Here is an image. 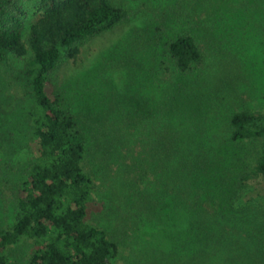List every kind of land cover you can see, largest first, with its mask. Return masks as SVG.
<instances>
[{
  "label": "rangeland",
  "instance_id": "374dc122",
  "mask_svg": "<svg viewBox=\"0 0 264 264\" xmlns=\"http://www.w3.org/2000/svg\"><path fill=\"white\" fill-rule=\"evenodd\" d=\"M37 1L22 2L24 34ZM110 1L127 10L126 19L78 42L77 54L63 57L50 75L84 120L95 182L86 220L117 244L112 264H264L258 141H231L228 123L234 110L264 112V0ZM184 30L202 52L186 74L173 71L165 52ZM23 65L12 55L0 61V229L12 220L13 192L37 154ZM174 134L221 157L227 172L226 218L210 227L211 235L189 237L197 240L190 252L178 247L186 215L160 219L150 199L163 190L148 152ZM36 246L24 238L6 251L24 263Z\"/></svg>",
  "mask_w": 264,
  "mask_h": 264
},
{
  "label": "trees",
  "instance_id": "16d2710c",
  "mask_svg": "<svg viewBox=\"0 0 264 264\" xmlns=\"http://www.w3.org/2000/svg\"><path fill=\"white\" fill-rule=\"evenodd\" d=\"M23 1L0 0V61L9 55L23 59L20 75L33 102L30 117L37 154L26 180L13 192L12 220L0 229V264H112L117 244L86 220L95 182L84 120L65 102L50 75L63 57L77 54L78 42L125 20L127 10L110 0H38L37 15L24 34ZM165 52L173 71L184 74L202 60L189 30L171 37ZM228 123L231 141H258L253 160L264 178V112L234 110ZM164 140L148 152L163 190L150 199L160 219L177 211L186 215L185 240L178 247L190 252L197 240L189 237L201 231L211 235L210 227L226 218L227 172L221 157L184 145L178 134L165 135ZM24 238L34 239L37 246L23 263L9 258L6 248Z\"/></svg>",
  "mask_w": 264,
  "mask_h": 264
}]
</instances>
